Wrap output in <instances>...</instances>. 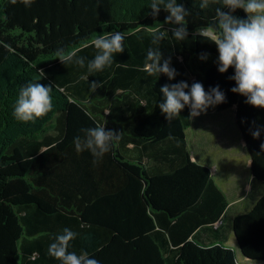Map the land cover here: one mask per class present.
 I'll use <instances>...</instances> for the list:
<instances>
[{
	"label": "trees",
	"instance_id": "1",
	"mask_svg": "<svg viewBox=\"0 0 264 264\" xmlns=\"http://www.w3.org/2000/svg\"><path fill=\"white\" fill-rule=\"evenodd\" d=\"M201 3L177 0L189 12V35L178 42L163 7L151 14V0H0V264H60L48 248L64 228L78 233L68 250L87 251L99 264H264V109L231 91L233 68L218 72L210 29L221 4ZM232 14L247 19L240 9ZM161 26L168 37L160 51L177 73L171 81L144 70L152 31ZM109 32L124 34L114 63L126 66L89 73L98 51L92 41ZM58 49L85 58V66L62 63ZM41 71L53 109L21 122L13 114L20 88ZM181 81L224 93L214 108L232 109L250 176L263 186L250 208L227 222L250 262L221 237L197 236L223 221L228 201L210 168L191 158L189 107L171 119L158 107L161 87ZM93 82L102 87L93 92ZM105 121L106 131L121 133L111 150L100 159L77 151L81 130Z\"/></svg>",
	"mask_w": 264,
	"mask_h": 264
},
{
	"label": "clouds",
	"instance_id": "2",
	"mask_svg": "<svg viewBox=\"0 0 264 264\" xmlns=\"http://www.w3.org/2000/svg\"><path fill=\"white\" fill-rule=\"evenodd\" d=\"M209 2H219L221 7L216 8L215 22L210 29L212 43L218 51V72L225 73L229 68L234 69L230 77L235 82L231 91L246 97V102L254 108L264 109V0H202L201 7L206 8ZM161 7L168 13L165 23L174 25L171 29L172 39L183 42L188 37L186 17L189 12L177 0H151V14L156 16ZM227 9L228 11H223ZM237 9L243 10L247 19H240L232 13ZM207 31V30H206ZM168 37V32L162 26L152 31V44L155 47L147 52L144 70L150 75H165L170 81L177 75L171 66L170 58H164L160 51V43ZM125 36L121 32L97 34L92 44L98 50L91 61L87 62L89 73L99 72L115 64L116 67L126 64L114 63V56L123 52ZM60 61L85 66V58L77 57L75 53L65 55L63 49L55 53ZM206 56V54H202ZM44 78L41 71L36 81L29 82L20 88L18 98L14 105L13 114L21 122H34L52 111L54 103L51 85L45 86L38 81ZM94 92L102 87L101 83L93 82L89 85ZM187 90V91H186ZM160 93L163 100L158 105L161 112L171 119L177 116L186 106L190 109V117H197L209 107L225 101L224 93L219 87L205 91L202 83L194 82L190 89L185 81L175 84H165ZM110 115L108 109L104 113ZM103 125L82 129V136L74 138L77 151H88L97 159L102 158L111 150L114 141L119 140L121 133L105 130ZM259 136V130L252 133ZM78 233L70 228L53 238L48 248V254L60 261V264H99V261L89 255L87 251L70 252V243L75 240ZM255 264V261H252Z\"/></svg>",
	"mask_w": 264,
	"mask_h": 264
},
{
	"label": "rangeland",
	"instance_id": "3",
	"mask_svg": "<svg viewBox=\"0 0 264 264\" xmlns=\"http://www.w3.org/2000/svg\"><path fill=\"white\" fill-rule=\"evenodd\" d=\"M232 110L218 112L209 107L186 129V139L191 157L210 167L217 186L224 193L229 206L227 215L246 212L262 193L263 186L253 180L249 172V156L234 125ZM229 217L215 224L211 230H203L197 236L213 238L212 230L225 242L233 245ZM237 258L239 252L234 247Z\"/></svg>",
	"mask_w": 264,
	"mask_h": 264
},
{
	"label": "crops",
	"instance_id": "4",
	"mask_svg": "<svg viewBox=\"0 0 264 264\" xmlns=\"http://www.w3.org/2000/svg\"><path fill=\"white\" fill-rule=\"evenodd\" d=\"M213 108H214V106H213ZM214 110H215V108H214ZM232 110V109H231ZM226 111V110H225ZM221 112H224V111H221ZM232 117H233V115H232ZM192 121H193V117H192ZM234 122V121H233ZM192 123V122H191ZM235 125V124H234ZM187 129V128H186ZM185 133H186V130H185ZM186 145H187V148H188V143H187V139H186ZM192 158V157H191ZM192 160H194L193 158H192ZM196 161V160H195ZM198 162V161H197ZM199 163H201V162H199ZM209 167V166H208ZM210 168V167H209ZM228 206H229V203H228ZM228 209V208H227ZM231 216H233V215H231ZM231 216H228L227 215V210H226V213H225V215H224V217H231ZM217 222H219V221H217ZM217 222H215L212 226H203V227H201L199 230H198V232L197 233H201V231H203V230H211L212 228H214V226H215V224L217 223ZM212 235H214V236H212L213 238H211V240H216L218 237L220 238V236H218V234H217V231H215V230H212ZM233 235V234H232ZM203 237V236H202ZM204 238H206V237H204ZM224 241H225V239L223 238V237H221ZM206 239H208V238H206ZM233 242H234V244L233 245H231V244H228L227 242H225L226 244H228V245H230L231 247H235L237 250H238V248H237V246L235 245V241H234V239H233ZM239 252V251H238ZM239 255V260L240 261H245L241 256H240V254H238Z\"/></svg>",
	"mask_w": 264,
	"mask_h": 264
},
{
	"label": "water",
	"instance_id": "5",
	"mask_svg": "<svg viewBox=\"0 0 264 264\" xmlns=\"http://www.w3.org/2000/svg\"><path fill=\"white\" fill-rule=\"evenodd\" d=\"M238 133H239L240 138H241V140H242V142H243V144H244V146H245V142H244V140H243V138H242V136H241V134H240L239 131H238ZM245 149H246L247 154H248V156H249V167H250V165H251V158H250V155H249V152H248L246 146H245ZM232 234H233V239H234V241H235V245H236L237 248H238L237 241H236V238H235V236H234V233L232 232ZM239 254H240V256H241L245 261L247 260V262H250L246 257L242 256L241 253H239Z\"/></svg>",
	"mask_w": 264,
	"mask_h": 264
}]
</instances>
